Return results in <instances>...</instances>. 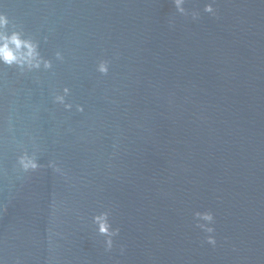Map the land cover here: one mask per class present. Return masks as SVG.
Masks as SVG:
<instances>
[{"label": "water", "instance_id": "obj_1", "mask_svg": "<svg viewBox=\"0 0 264 264\" xmlns=\"http://www.w3.org/2000/svg\"><path fill=\"white\" fill-rule=\"evenodd\" d=\"M206 2L0 0L53 63L0 65L3 264H264V0ZM22 150L42 167L19 172Z\"/></svg>", "mask_w": 264, "mask_h": 264}, {"label": "clouds", "instance_id": "obj_2", "mask_svg": "<svg viewBox=\"0 0 264 264\" xmlns=\"http://www.w3.org/2000/svg\"><path fill=\"white\" fill-rule=\"evenodd\" d=\"M188 0H172L176 12L182 16L190 15L193 20H197L200 12L192 10L189 12L185 8ZM216 0H209L203 7V11L212 16L216 15L214 5ZM10 20L6 14L0 12V65L14 67L20 75L28 72L39 71L41 69L47 71L52 69L53 63L50 59L45 58L40 51V43L37 39L30 35H25L22 28L15 24L9 28ZM47 38L45 37V40ZM55 58L58 61H63L64 57L60 51L55 53ZM96 70L107 75L109 72V62L101 60L97 64ZM70 95V89L63 87L62 91L53 93V102L55 104L63 105L65 110H71L73 104L66 102V97ZM76 110L83 112L82 105L77 104ZM17 170L22 173L35 172L42 167L38 162L36 151L29 153L27 150H22L16 157ZM48 167L56 172H61V169L55 161H49ZM110 213L108 211H101L92 217V223L95 225V230L98 235L104 237L105 250L109 251L113 247V238L119 235L120 229L114 228L109 220ZM196 227L207 234L206 242L212 246L216 245V238L213 235L215 232L214 224L215 217L211 211H196L194 213ZM123 252V247L121 248ZM0 264H3L0 258Z\"/></svg>", "mask_w": 264, "mask_h": 264}]
</instances>
